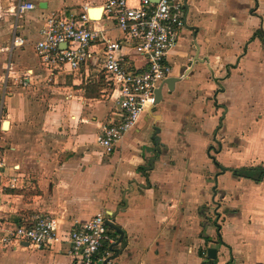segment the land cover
I'll list each match as a JSON object with an SVG mask.
<instances>
[{
    "label": "crops",
    "instance_id": "crops-1",
    "mask_svg": "<svg viewBox=\"0 0 264 264\" xmlns=\"http://www.w3.org/2000/svg\"><path fill=\"white\" fill-rule=\"evenodd\" d=\"M20 1L34 8L0 18L2 228L50 214L65 240L104 211L119 230L108 226L107 264H264V0H184L161 98L108 154L94 140L119 120L118 93L102 45L78 70L52 71L35 50L45 18L84 10L120 41L107 0H0V12ZM122 52L145 69L132 45ZM66 249H0V264H71Z\"/></svg>",
    "mask_w": 264,
    "mask_h": 264
},
{
    "label": "built area",
    "instance_id": "built-area-1",
    "mask_svg": "<svg viewBox=\"0 0 264 264\" xmlns=\"http://www.w3.org/2000/svg\"><path fill=\"white\" fill-rule=\"evenodd\" d=\"M33 8V4L20 1L12 10L0 12V18L8 14L19 19ZM185 9L184 0H107L104 15L114 20L122 34L120 41L107 38L103 30L90 25L93 20L86 10L79 15H50L43 21L35 50L41 63L52 71L64 66L78 70L90 59V48L97 42L102 45V73L104 70L105 79L117 89L119 117L117 122L102 124L95 136V144L103 152H112L140 116L155 105V88L172 71L165 57L185 25ZM24 43V38L13 37L12 46ZM122 44L132 45L144 56L146 67L142 72L129 68ZM2 166L0 161V169ZM107 221L104 211L75 221L65 240L59 232V219L50 214H36L31 222L12 229L2 228L0 223V249L26 246L51 250L65 243L71 264H107L111 253L102 248L106 241L114 242L108 236Z\"/></svg>",
    "mask_w": 264,
    "mask_h": 264
},
{
    "label": "water",
    "instance_id": "water-1",
    "mask_svg": "<svg viewBox=\"0 0 264 264\" xmlns=\"http://www.w3.org/2000/svg\"><path fill=\"white\" fill-rule=\"evenodd\" d=\"M173 82V78L165 80L164 84L167 85L168 89H171V83ZM155 94V104L160 100L161 98V86L157 87L154 91ZM4 124H6V122H4ZM111 215V214H110ZM107 226H109L110 228L119 231L117 227L114 226L112 221H107L106 222ZM208 254L210 257L215 258L216 255V249L215 248H209L208 249Z\"/></svg>",
    "mask_w": 264,
    "mask_h": 264
},
{
    "label": "trees",
    "instance_id": "trees-1",
    "mask_svg": "<svg viewBox=\"0 0 264 264\" xmlns=\"http://www.w3.org/2000/svg\"><path fill=\"white\" fill-rule=\"evenodd\" d=\"M235 173H238L239 175H242L244 173V171H242V170L240 172L239 171H235Z\"/></svg>",
    "mask_w": 264,
    "mask_h": 264
},
{
    "label": "bare ground",
    "instance_id": "bare-ground-1",
    "mask_svg": "<svg viewBox=\"0 0 264 264\" xmlns=\"http://www.w3.org/2000/svg\"><path fill=\"white\" fill-rule=\"evenodd\" d=\"M93 17H97L98 16V14H91Z\"/></svg>",
    "mask_w": 264,
    "mask_h": 264
}]
</instances>
